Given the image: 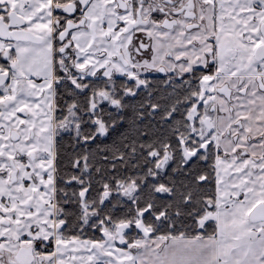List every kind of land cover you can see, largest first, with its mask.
<instances>
[{
    "label": "snow or ice",
    "instance_id": "snow-or-ice-1",
    "mask_svg": "<svg viewBox=\"0 0 264 264\" xmlns=\"http://www.w3.org/2000/svg\"><path fill=\"white\" fill-rule=\"evenodd\" d=\"M0 264H264V0H0Z\"/></svg>",
    "mask_w": 264,
    "mask_h": 264
}]
</instances>
